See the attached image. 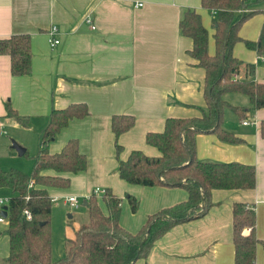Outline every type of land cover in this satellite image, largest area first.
Returning <instances> with one entry per match:
<instances>
[{
	"label": "crops",
	"instance_id": "0c3cea01",
	"mask_svg": "<svg viewBox=\"0 0 264 264\" xmlns=\"http://www.w3.org/2000/svg\"><path fill=\"white\" fill-rule=\"evenodd\" d=\"M257 6L264 10V2ZM187 9L201 14L209 31V52L215 54L214 14L202 6V0H0V38L29 34L32 43L29 75L14 76L10 56L0 55V167L5 154L13 160L17 156L11 151L13 140L25 147L19 156L30 153L34 163L39 134L51 111L84 102L90 115L73 119L49 143V151L55 154L69 139L77 138L80 151L88 159L86 170L66 174L71 179L69 187L49 188L53 208L60 200L71 207L67 202L71 195L87 199L98 187L110 189L122 198L121 224L137 232L150 214L187 200L189 194L182 187L131 184L118 171L119 160L127 159L133 150L150 156L160 154L158 148L147 143L146 136L162 132L168 118L199 117L206 109V70L190 54L193 39L180 29ZM86 17L92 19L91 24ZM263 24L264 12H259L242 25L240 35L257 40ZM52 26L58 27L54 35L50 34ZM52 39L60 43L53 47ZM234 54L255 64V78L264 82V55L249 49L243 41L235 45ZM225 100L245 109L244 117L231 106L224 110V127L243 141L233 144L215 134L200 133L196 138L197 157L255 165L256 187L213 190L214 205L205 216L174 226L156 242L147 258L135 264H235V202L255 207L256 235L264 239V108H253L250 98L241 93H228ZM7 103L28 117L27 126L7 115ZM118 114L135 117L134 126L118 138L122 146L119 152L112 129V118ZM244 120L250 123L244 124ZM16 161L19 166L15 167L30 171L28 165ZM10 190L0 188V199L11 197ZM128 194L139 200L136 212L126 198ZM98 196L107 212L102 195ZM4 207L0 204V216ZM7 229L8 220L0 221V264H7L10 252ZM74 236L75 232L71 238ZM256 264H264L261 244Z\"/></svg>",
	"mask_w": 264,
	"mask_h": 264
},
{
	"label": "trees",
	"instance_id": "16d2710c",
	"mask_svg": "<svg viewBox=\"0 0 264 264\" xmlns=\"http://www.w3.org/2000/svg\"><path fill=\"white\" fill-rule=\"evenodd\" d=\"M264 0H202V6L214 15L215 54L209 52V31L196 9H187L180 20L181 32L193 39L190 54L206 70V109L202 116L168 118L162 132H149L147 143L160 151L150 156L142 150H133L127 159L119 160V175L131 184L143 186L182 187L187 200L165 207L147 217L144 225L132 232L121 224L122 198L106 189L101 196L106 205L104 212L99 196L91 194L87 201L89 220L82 224L73 238L68 239L67 253L53 258L52 212L50 187L67 188L71 183L66 174L86 170L87 155L80 151L77 138H71L59 153L49 151V143L73 119L90 115L87 103H72L65 108H54L47 125L39 134V150L31 173L16 168L0 167V188H9L12 195L4 208L8 211L7 234L10 252L7 264H135L147 258L156 242L174 226L205 216L214 205L215 189H252L256 187L257 172L253 164L240 161L218 162L200 160L196 152V138L200 133L215 134L224 142L238 144L243 140L224 127V110L231 106L225 100L228 93L247 95L253 108H264V82L255 78L256 65L246 63L234 54V47L243 41L249 49L264 55V24L257 40L240 35L242 25L252 16L264 12L257 5ZM11 58L14 76L29 75L32 71V43L29 34L0 38V55ZM238 74L239 79L234 78ZM245 116L244 107L231 106ZM7 115L21 125H28V117L20 115L9 103ZM135 124L133 115L118 114L112 118L117 151L118 138ZM264 137V120L261 123ZM54 171V174H46ZM34 184L30 187V182ZM133 212L139 200L126 197ZM29 209L28 220L24 210ZM257 214L246 202L233 205V240L235 264H256L258 245L264 248V239L256 235ZM245 228H251L245 233Z\"/></svg>",
	"mask_w": 264,
	"mask_h": 264
},
{
	"label": "rangeland",
	"instance_id": "374dc122",
	"mask_svg": "<svg viewBox=\"0 0 264 264\" xmlns=\"http://www.w3.org/2000/svg\"><path fill=\"white\" fill-rule=\"evenodd\" d=\"M263 9V8H262ZM227 109V108H226ZM13 146V142L12 145ZM13 153H16V157L13 160L10 156L5 154L4 169L16 168L19 166V163L16 161H21L22 166L28 167L30 170L28 173H31L34 167L33 160L31 159V154L28 153L27 156H19L17 149L14 147L11 148ZM21 170V169H19ZM23 171V170H22ZM25 172V171H24ZM11 195V190H10ZM8 198L10 196H4ZM79 206L74 208L65 206L63 200L57 201L54 203V208L52 212V229H53V258L55 260L63 258L68 249V239L73 236V233L84 223L88 222V210L84 205V198H79ZM70 214L73 217H70Z\"/></svg>",
	"mask_w": 264,
	"mask_h": 264
},
{
	"label": "built area",
	"instance_id": "2783aa9c",
	"mask_svg": "<svg viewBox=\"0 0 264 264\" xmlns=\"http://www.w3.org/2000/svg\"><path fill=\"white\" fill-rule=\"evenodd\" d=\"M213 14L215 15L216 14V11H214ZM86 21L88 23H90V24L92 23V19L90 17H86ZM92 27L95 28L94 25H92ZM57 32H58V27L57 26H52L51 29H50V34L51 35H54ZM59 43H60V40L59 39H52V44L51 45L53 47H55ZM239 77L240 76L238 74H234V78L239 79ZM243 123L244 124H249L250 121L244 120ZM1 126H2V121H1V118H0V128H1ZM33 184H34V182L31 181L30 182V187H32ZM105 192H106L105 189L99 188V187L94 190V194H96V195H103ZM8 202H9V198H1L0 199V204L1 205H7ZM67 202L69 204H71L72 207H74V208L78 207L79 206V203H80L79 198L77 196H75V195H71V196L67 197ZM4 210H5V208L3 209V212H4ZM24 215L26 216V218L28 220H31L32 219V213H31V211L29 209H25L24 210ZM6 219H7V217H5L4 215H1L0 216V221L1 222L5 221ZM250 230H251V228H245V233H250Z\"/></svg>",
	"mask_w": 264,
	"mask_h": 264
},
{
	"label": "water",
	"instance_id": "95a60500",
	"mask_svg": "<svg viewBox=\"0 0 264 264\" xmlns=\"http://www.w3.org/2000/svg\"><path fill=\"white\" fill-rule=\"evenodd\" d=\"M13 147H14L15 149H17V151H18V153H19L20 155H23V154H24V152H25V147H23L22 145H20L19 143H17L15 140H13ZM86 204H87V201L85 202V205H86ZM3 215H4L5 217L8 216V211H7L6 208H5L4 212H3Z\"/></svg>",
	"mask_w": 264,
	"mask_h": 264
}]
</instances>
